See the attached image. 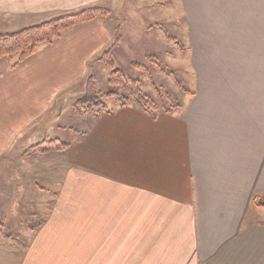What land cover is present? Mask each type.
Listing matches in <instances>:
<instances>
[{
	"label": "crops",
	"instance_id": "obj_1",
	"mask_svg": "<svg viewBox=\"0 0 264 264\" xmlns=\"http://www.w3.org/2000/svg\"><path fill=\"white\" fill-rule=\"evenodd\" d=\"M125 2L0 0V32ZM179 2L188 47L162 26L160 43H171L168 58L186 54L179 60L193 76L190 91L170 73L157 77L180 98L185 91L169 111L137 101L100 116L72 107L91 62L119 47L109 13L16 67L17 57L0 59V216L11 215L0 217V237L11 243L3 225L13 226L10 249H23L5 251L6 263L264 264V207L255 204L264 197V0ZM49 140L68 147L23 155Z\"/></svg>",
	"mask_w": 264,
	"mask_h": 264
},
{
	"label": "rangeland",
	"instance_id": "obj_2",
	"mask_svg": "<svg viewBox=\"0 0 264 264\" xmlns=\"http://www.w3.org/2000/svg\"><path fill=\"white\" fill-rule=\"evenodd\" d=\"M125 3L126 7L120 10H110L107 7L104 8L106 12L108 11V13L111 14L108 16V18H106L107 22L111 26H117L118 30V34L113 45L114 47L117 45L119 47L116 48L115 51H113L114 48H112V46L108 48V50L111 52L110 59L112 65L109 66L106 64L105 60L102 61L100 59L101 57H104L103 52L99 57L91 62V72H89L88 77L92 76L94 80H89L87 77L84 87L82 85H78L71 90L72 107L75 109H80L86 115H89V112L97 110L96 102L98 101L103 102V104L109 109H113L120 105V103L116 101V97L128 98L130 101L135 103L137 100L131 98V92L138 94L141 98L146 96L148 100L145 102L147 103L148 107H151L156 111H160L163 107L168 105H172L173 107L178 100L180 102H184L185 91H183V97L180 98L178 94L169 89L170 86L168 84V80L166 82H162L163 86L162 83L159 82L157 77L166 76L164 75L166 73L172 74L171 76L176 75L175 77L178 78L182 84H185V86L188 87L187 89L190 88L189 84H192V66L187 64L185 60H179L180 58H185L186 54H183V56L177 60L175 58H168L166 53L171 51V43L168 42V46L160 43V41L164 43L162 33L160 32L161 28L159 29V27L162 26L167 31L168 37L171 42H173V44L178 43L180 47H188L186 45V37H188V34L186 33V26H188L189 23L187 22L188 18L185 17L187 16V11L184 9V14L181 16L182 12L179 8V0H126ZM132 8L138 11L141 15L136 13L135 16H132L133 13L130 12ZM128 16H131L130 19H128ZM181 19L183 20L181 21ZM118 23L119 25L125 24L126 27L123 28V30H126L128 27L130 32H119V27L117 25ZM147 24H149L148 26L151 25V34H145L144 32L145 28H147ZM132 26H136L138 29L143 30L136 31L138 33H136L138 37H136L135 32L133 37ZM262 34L264 33L262 32ZM124 40L126 41V45L125 43L122 44ZM157 41L159 42L160 48H155L148 43H155ZM42 45L38 47V50ZM127 47L130 48L131 53L127 52ZM156 51L159 54L157 53L154 55L153 52ZM161 52L164 54H160ZM108 58L109 56H107V59ZM115 70L119 71V73L115 72L116 81L111 83V75ZM152 82L155 83L154 86L152 85ZM87 85H89L96 94L93 102L85 101ZM258 85L259 87H264L263 72L259 76ZM155 91H157L156 96ZM76 92L77 94H75ZM72 107H70V109L67 108L68 112H71V114L74 113ZM52 114L47 115L51 117ZM56 131L57 130H55V132ZM61 132L59 134H61ZM41 144L46 147L52 146L54 148H58L64 143L58 142L57 140H49L46 142H41ZM22 210L25 214L24 218L31 220L32 213H27V211L24 209ZM10 216L11 215L6 217L3 214V217L7 220L10 218ZM20 217L23 219V216ZM3 227H6L7 230L11 231V233L7 232V234L12 240L17 237L19 232L17 229L15 230L13 226L3 225ZM12 240L11 243H7L8 245L6 246L4 240L0 237V264H14L16 260H19L20 257H15L13 263L9 260L8 263H6L5 251H8V253L15 252L18 254L22 253L20 250H23L20 249L21 246L18 247L20 249L18 251L11 250V245L15 243Z\"/></svg>",
	"mask_w": 264,
	"mask_h": 264
},
{
	"label": "trees",
	"instance_id": "obj_3",
	"mask_svg": "<svg viewBox=\"0 0 264 264\" xmlns=\"http://www.w3.org/2000/svg\"><path fill=\"white\" fill-rule=\"evenodd\" d=\"M108 11L104 8H88L85 10H81L75 13L66 14L63 16L56 17L50 21L40 23L39 25H33L26 28H23L19 31L15 32H8V33H2L0 32V59L4 58H15L17 57V61L14 64V67L21 64L23 61L27 60L31 56L37 53L38 47L42 44H52L56 40L60 39L63 34L79 25H82L84 23H87L95 18L101 17V16H107ZM107 14V15H105ZM110 50L104 51V57L100 58L102 61L105 60L106 64L109 66L112 65L111 59H110ZM107 56L109 58L107 59ZM115 72H118L115 70L112 75L110 82L114 83L116 81L115 78ZM176 76V75H175ZM89 80L94 78L92 76L88 77ZM181 87L186 89L187 91H190L185 87L182 82L176 78ZM86 102H93L95 98V92L91 89L89 85H87L86 88ZM131 98L136 99L138 102L141 103V106L145 110H149V107L145 101L148 100L146 96L140 97L138 94H134V92H131ZM116 101L120 103V106H124L128 104L130 99L128 98H122V97H116ZM97 110H94L93 112H89L92 115L100 116L101 114L105 112H111L112 110L106 107L103 102H96ZM172 108V105H168L164 107L165 111H169ZM76 112L80 115H86L84 114L80 109H75ZM68 147L67 144L60 145L58 148H66ZM49 148H52V146H44L41 143H38L36 145H33L32 147L28 148L24 152V156H30L34 153L38 152H45ZM57 148V149H58ZM255 204L258 206L264 207V197L257 198L255 201Z\"/></svg>",
	"mask_w": 264,
	"mask_h": 264
}]
</instances>
